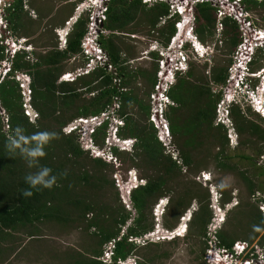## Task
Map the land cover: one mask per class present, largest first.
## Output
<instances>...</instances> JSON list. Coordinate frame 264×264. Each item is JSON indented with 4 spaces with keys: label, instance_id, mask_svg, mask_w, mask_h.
I'll return each mask as SVG.
<instances>
[{
    "label": "trees",
    "instance_id": "obj_1",
    "mask_svg": "<svg viewBox=\"0 0 264 264\" xmlns=\"http://www.w3.org/2000/svg\"><path fill=\"white\" fill-rule=\"evenodd\" d=\"M245 2L251 3V1ZM253 4L264 6V2L253 1ZM22 7L23 0H13L6 18L10 28H18L16 20L19 18ZM144 8L139 0H112L107 11L106 29L112 32L127 30L131 23L137 22L139 11ZM167 15L166 5H155L145 11L143 21L141 19L139 25L148 23L154 26L160 17ZM194 18L195 34L204 44L206 37L214 36L215 10L207 3L198 4L194 7ZM85 24L86 19L80 18L73 25L65 50L60 51L53 46L52 50L42 54H36L33 49L28 52H17L11 60V71L0 82V108L7 118V130H4L2 115H0V258L6 249L1 245L9 243L7 237L13 232L18 233L31 229L26 234L34 237L37 232L36 224L52 221L63 225L66 223L81 224L82 230L90 233L93 230L91 235L96 237L95 245L88 246L86 251L66 252L65 259H68L66 263L61 262V264H104L99 260L103 245L116 240L121 235L122 227L130 221L123 236L114 243L112 264H115L116 260H125L134 254L136 248L133 242L128 241L129 237L139 238L152 230L153 224L148 221V218L152 216V208L158 199L173 192L170 187L171 183L174 177L178 178V174L182 172V167L163 153L153 127L147 123L148 105L127 88L126 79L132 77L133 73L128 71L127 65L122 64L128 61L129 56L123 60L120 59L118 51L121 48L113 42L111 37L106 41L102 39V46L108 52L113 64L116 65L122 79L121 86L126 89L125 92L117 93L112 84V75L104 70H96L88 76L78 78L73 83L58 81L59 76L65 70L64 62L70 56L80 52V40L85 33ZM222 25L224 42L229 44L233 52L240 41L238 26L228 18L222 21ZM174 31V22L169 21L158 30V33L161 38L163 37V41H167ZM3 51L4 48L0 45V62L5 59ZM28 55L32 57V61L27 59ZM17 72L24 73L30 78V105L37 114L34 122H31L23 112V98L19 84L14 79V74ZM193 72L194 69L191 66L185 75L186 78L185 76L179 78L169 92L176 107L169 109L167 119L174 143L179 148L183 167H190L193 164L191 152L202 144L203 139L200 137L205 131L216 130L220 134L219 137H210L216 142L219 141L222 150L227 144L225 131L220 132L223 126L214 124L215 108L221 97L220 92H214L206 78L196 79L201 82L200 85L193 83L190 80L192 77L195 78ZM211 72L213 84L219 86L224 84L227 68H213ZM139 74H145L146 82L150 86L153 85L155 70L150 74L149 72ZM85 93L93 94V96L88 101L82 100V95ZM114 95L120 96L119 115L124 120V125L118 130V135L121 138L136 140L133 151L127 153L113 149L116 157L115 163L107 162L102 158H94L91 159L92 164L88 166L90 169H86L84 162L88 153L82 150L78 136L75 133L65 134L63 128L77 118L97 115L110 104ZM133 107L137 110L135 114L130 112ZM183 110H187V113L184 114ZM231 116L239 134L246 131L250 135L258 136L261 142H264V133L255 124H245L240 111L232 109ZM18 125L22 126L28 135L44 130L59 134V139L46 147V155L40 161L41 165L51 168L53 174L57 175V185L51 190L33 189L31 197H24L21 193L22 190L28 188L24 182L25 175L34 169H29L18 154L11 155L5 148L7 134ZM106 128L107 123L91 135L99 148L102 147ZM218 154L217 158H223L225 161H217L219 168L235 170L226 162L228 157L221 155V152ZM121 157L129 161L130 167L140 170L142 176L139 175V177L146 181L145 185L138 186L131 192L133 217L123 205L117 206L120 201L118 194H115V198L111 200H106L104 197L100 200L94 197L91 199V195H88L90 191L98 193L107 186L110 189L113 185L115 186L114 180L109 181L105 173L110 165L116 168L122 165ZM242 158L249 160L246 156ZM62 173H66V176H62ZM239 176L245 181L249 193L253 195L255 192L253 181L243 172L239 173ZM188 185L185 183V190L180 195L172 193L169 197L168 211L173 209L178 212L173 225L164 221L163 227L167 230L174 229L179 216L188 208L190 200L198 197V193H194L193 189L196 187L191 183ZM82 189V193H79L78 191ZM187 199H189L188 202H186ZM249 212V217L253 219L249 223L252 229L254 225H257L262 231L264 216L258 209L255 215L252 208H249ZM211 216L208 206L201 205L200 202V208L194 213L191 223L197 226V234L201 239H206V230ZM261 231L253 230L250 240L252 241ZM216 236L219 244L227 249H231L237 240L236 237L225 235L222 231H219ZM259 242L260 244L264 242V234ZM59 257L62 261L63 258ZM165 257H167L166 253H159L155 256L156 259ZM142 263V261L139 262V264Z\"/></svg>",
    "mask_w": 264,
    "mask_h": 264
},
{
    "label": "rangeland",
    "instance_id": "obj_2",
    "mask_svg": "<svg viewBox=\"0 0 264 264\" xmlns=\"http://www.w3.org/2000/svg\"><path fill=\"white\" fill-rule=\"evenodd\" d=\"M82 1L84 0H23L22 10L19 12V18L16 20L18 28L12 29L10 28L8 21L5 22L9 24L11 34L15 36V39H20L21 36L26 37L27 43L31 44L30 49H33L36 54H42L52 50L53 46L57 47L56 31L64 26L66 20L73 17L76 6ZM241 8L249 15L248 17L250 18V21L253 22V26L263 32L264 6H261V4L254 5L253 1H251V3L244 2ZM146 10H148L147 7L139 11L137 22L131 23L127 27V30H123V33H118V36L113 37V39L119 43L120 50L128 51V62L131 61V63H128L127 69L133 74L132 77L126 79L128 83L127 88L131 89L133 94L138 98L143 99L144 103L147 104V95L151 91V86L146 82L145 74L141 75L139 73L149 72L150 74L151 71H154L156 65L153 59L156 57L152 52L149 54L150 57L144 53L150 50L151 45H153L156 38L160 39L163 43L166 41H163V37L161 38L157 35L159 34L158 30L160 29L157 27H163L164 25L159 22V20L155 22L154 26H150L148 23L147 25H139L140 20L145 16ZM178 19H180V17L176 16L167 22ZM220 24L221 20H219L215 14L213 29L214 36L212 38L206 37L205 43L203 44L204 46L213 49V54L211 57L209 56L203 59H198L196 57L197 60L195 59L194 62L191 63V66L194 69L193 73L195 78L192 77L190 80L193 83H198V85H200L201 82L196 79L198 78L200 80L201 78H206L213 91L220 92V98L222 99L224 90L223 88L220 89V87H222L223 84L220 86L213 84L211 70L220 67L228 68L232 63L233 52H231L229 44L224 42L222 33L223 25L221 33L217 32ZM236 26H238V31L242 37L239 24H236ZM154 31L156 32L153 33ZM130 35H135L136 38L132 39ZM229 60L231 61L229 62ZM79 63L80 60L73 63L67 61L64 62V71H72L73 67L76 68L79 66ZM248 69L249 72H257V74L264 69V58L259 53V50L254 52L252 63L248 65ZM246 83L249 84L248 89L249 94H251L252 91L250 90L257 91L255 86L257 85L259 87L260 79H257L256 81L255 79H252L251 81H246ZM253 87L255 88L253 89ZM91 96L93 95L85 93L82 95V100L88 101ZM233 109L240 111L245 124H255L259 127L261 132L264 133V118L254 111V108L250 106L248 98H244V102L242 101L239 105L233 106ZM186 111L183 110L182 112L185 114L187 113ZM130 112L135 114L137 113V110L133 107ZM215 112L217 111L215 110ZM0 113L2 114V111ZM261 113L264 115L263 112ZM229 119L230 123L228 125L230 127L223 126L224 130L221 129L220 131L221 133L225 131L227 138V144L224 146L223 150L219 141L216 142L210 137H219L220 134L216 132V130L210 132L205 131L200 137L203 139L202 144L197 146L196 149L191 152L193 164L190 167H186L185 173L183 171L180 172L178 178L174 177L170 186L173 191L172 193L180 195L183 190H185V183H187V185L188 183H191L196 187L193 188L191 186L194 189V193H198V197H194L190 200L188 208L181 216H179L175 229L172 230V232L162 226L164 221L167 222V224L173 225L176 219L175 216L178 210L170 209L168 211L167 209L169 205V197H171L172 193L158 199L152 208V216L148 218V221L153 224L154 229L153 227L152 229L156 232L153 242L157 241L160 237H164L166 231H169L168 236L174 234L173 231L182 236L171 240H161L157 243L150 242L144 246H136L134 254H131L129 258H134L137 264L141 261L143 262L142 264H210L211 262L207 260V250L214 246L213 244L210 246V241L211 239H215L212 234L208 237V232H210L208 227L212 224V219L206 230L207 242L206 239H201V237L198 236L197 226L192 224L191 221L194 217V213L200 208V202L201 205L208 206V209L212 213V218L214 217L212 208H210L212 204L211 197L214 192H220L222 194L221 206L223 203L227 204L228 202H230L229 207L234 205V207L230 208L232 210H230L229 214L225 217L224 223L221 225V229L218 230L217 233L222 231L225 235L236 237L237 240L234 244L236 242L246 243L247 251L255 249L256 251H259V248L262 249L264 247V242H262V244L259 242L264 234V229L251 241L250 238L253 229L249 224L253 221V219L251 220V217H249V208H252L253 214L255 215L257 209L261 212V204H264V142H261V139L258 136L250 135L249 132L246 131L239 134L235 129L231 113ZM31 122L34 121L31 120ZM2 124L4 125L3 122ZM3 129L7 130L5 125ZM220 152L221 155L228 157L226 162L230 166H233L235 170L219 168L217 161H224L223 158H217V155H219L218 153ZM243 156L248 157L249 160L243 159ZM91 159L94 158L89 154H86L84 162L87 166L86 169H90L88 166L92 164ZM120 160L124 164L122 163V165L117 168L110 165V167L106 169L105 175L109 181H113V174L114 172L117 173V170L125 172L128 169H134L138 176H142L140 170L130 167L129 161L123 157H121ZM241 172L245 173V176L253 181L255 185V192L253 195L247 190L245 181L240 178L239 173ZM205 179L208 180L205 181ZM189 185L188 187H190ZM86 190L87 189H85V191ZM82 191L83 189L78 192L82 193ZM115 194H118V199L121 198L118 188L114 185L111 189L107 186L103 190L98 191V193L96 191L94 193L92 191L88 192V195H91V199L94 197L99 200L102 197L106 200H111L115 198ZM123 199L124 200L120 199L117 206L123 205L127 211L131 209L129 213H131V217H133L134 210L129 204V199L124 197ZM188 201L189 199L186 200V202ZM156 214L157 216H155ZM191 214L192 218L189 222L187 218ZM183 215H186L185 218H181ZM88 217L90 218L91 216ZM216 218L219 217L217 216ZM184 224L185 228L181 229V227H184ZM36 226L37 232L34 237L26 234L31 231V229H25L18 233L13 232L7 237L9 243L1 245L2 248L6 247V249L0 258V264L66 263L68 259H65L66 252H75V250L86 251L88 246H94L96 242V237L91 235V233L93 234V230L90 229L92 231L91 233L82 230L83 226L81 224L66 223V225H63L52 221H45L36 224ZM216 239L218 241L217 237ZM159 253H166L167 257L156 259L155 256ZM59 256L63 258L62 261H60Z\"/></svg>",
    "mask_w": 264,
    "mask_h": 264
},
{
    "label": "built area",
    "instance_id": "obj_3",
    "mask_svg": "<svg viewBox=\"0 0 264 264\" xmlns=\"http://www.w3.org/2000/svg\"><path fill=\"white\" fill-rule=\"evenodd\" d=\"M11 0H7L10 2ZM112 0H84L76 6L74 13L81 18L86 19L85 33L80 40V52L68 58L67 62L73 63L80 60L79 66L73 67L72 71L63 73L59 82L65 81L73 83L78 78L88 76L96 70H104L112 75V84L115 86L117 93L125 92L126 89L121 86V77L118 73L117 67L111 61L108 52L103 48L101 40L112 34V31L106 29L105 23L107 20V11ZM134 1V0H129ZM144 7L151 8L158 4H164L168 8V15L159 18V22L166 24L168 20L174 17H180L174 22V33L169 39L163 43L160 39L156 38L151 45L148 55L152 52L155 55V81L151 86V91L147 95L148 116L147 123L153 127L156 138L163 148V153L169 156L174 162L182 167V171L186 172V167L182 166V159L179 155L178 148L174 143L173 136L170 131L169 121L167 119V112L171 107H176V103L170 98L169 92L176 85L177 80L186 75L194 60L203 59L196 55L199 46V39L194 33V7L198 4H209L214 10L217 18L221 20V24L217 32L222 31V21L226 18H233V22L239 24L242 37L235 50L233 51V59L230 66L227 68V77L220 89L223 88L224 92L222 99L219 100L215 110L216 119L215 124L222 122V109L224 101H230L238 96V90L243 91L249 88V84L245 83V76L249 72L248 65L253 60L254 50L260 47L264 48L263 39L264 31L261 32L253 26L250 21L249 15L244 11L241 6L248 0H139ZM262 2L264 0H255ZM9 5V3H7ZM71 19V18H70ZM69 19V20H70ZM65 23L70 25V21ZM6 20V15L0 9V45L4 48L5 59L0 62V82L3 77L11 70V60L22 48V39L17 41L13 38L9 24ZM163 25V26H164ZM187 25L188 29L186 34H189L188 39L182 37L184 26ZM161 28V27H157ZM154 31L153 33H155ZM159 37V34H157ZM135 39V35H130ZM202 45V44H201ZM203 46V45H202ZM204 47V46H203ZM30 47H26V50ZM211 51L209 47H204ZM264 55V49H263ZM150 57V56H149ZM197 57V58H196ZM27 59L32 61V57L28 55ZM131 61H127L122 65L126 66ZM2 74V75H1ZM253 76V74H249ZM23 78V79H21ZM14 79L18 82L20 92L23 98V112L34 121L37 114L30 105L31 91L29 88L30 78L24 73L17 72L14 74ZM93 95V94H92ZM120 96L114 95L109 105L106 106L97 115L88 117H80L73 120L66 127L63 128L65 134L75 133L78 136V142L82 148L88 152L93 158H102L107 162L116 161L113 149L120 152L131 153L135 144V139L121 138L118 135V130L123 127L124 120L119 115L120 110ZM2 111V121L7 128V118ZM107 123L106 134L104 136L102 147L99 148L93 138L92 134L95 133L97 127H102ZM113 174L115 187L118 188L121 200L128 198L133 189L138 186L145 185L146 181L137 175L134 169L127 171H116ZM207 179H205L206 181ZM122 202V201H121ZM130 204V203H129ZM264 205V204H261ZM264 215V210L260 207ZM218 221L213 219L212 224L209 225L208 235L212 234L219 228ZM215 237V236H214ZM147 236L143 238H129V241L137 243H145ZM118 240V239H117ZM116 240L107 243L102 260L110 263V256L114 248ZM210 249L207 250V260L210 264H264V247L259 251H247V244L236 242L231 250L219 244L216 237L211 239ZM216 247L219 251L218 254L213 252L212 248ZM220 248V249H219ZM221 254V256L219 255ZM223 260V261H222ZM222 261V262H221ZM121 264V262H119Z\"/></svg>",
    "mask_w": 264,
    "mask_h": 264
},
{
    "label": "clouds",
    "instance_id": "obj_4",
    "mask_svg": "<svg viewBox=\"0 0 264 264\" xmlns=\"http://www.w3.org/2000/svg\"><path fill=\"white\" fill-rule=\"evenodd\" d=\"M251 1H255V0H251ZM255 2H257V1H255ZM262 2H264V1H262ZM7 3H9V5H7ZM12 3H13V0H11L10 2H7V0H0V9L3 10V13L5 15L7 14L8 10L12 6ZM75 14L76 13H74L73 17H70L71 19L69 18L71 20L70 25L65 23L63 27H61L59 30L56 31L57 48L60 51L66 49L67 40H68V36L70 35V31L72 30L73 25L81 18V15L77 16ZM68 20H66V21H68ZM13 38L15 39V36H13ZM20 39H22V42L20 43L22 48H20L17 52H20V51H27L28 52V51L32 50L30 48H28L26 50L27 46L28 47L31 46L30 43H27V38L21 37ZM15 40L17 41L18 39H15ZM199 43L200 44H199V46H197L198 50L196 52V55L199 57H203V56H205V57L210 56L211 57L214 50L211 49V51H209L208 49L204 48L205 46L203 45L202 42H199ZM263 44H264V39H263ZM263 49H264L263 47H260V48L255 49L254 52L259 50V53L264 58ZM261 51H262V53H261ZM249 64H251V62ZM9 72L7 74H9ZM65 72H67V71L62 72L61 75ZM249 74H253V76H251ZM60 76H59V78H60ZM59 78H58V81H59ZM252 79H255V81L257 79H260L259 87L258 86L256 87L257 91L250 90L252 92H251V94H249V89L243 90V91L238 90L239 93L235 99H232L230 101H224L223 105H221V109H222V113H223V115L221 116L222 122L215 124V119H216V114H215V118H214V124L215 125L230 127L228 124L230 123L229 115L231 113V110L233 109V106L239 105L240 103H242V101L244 102V98H248L250 106L252 108H254V111L256 113H258L262 118H264V115L261 113V112L264 113V69L259 74H257V72H248L245 76V83H246V81H251ZM62 82H65V81H62ZM67 83H70V82H67ZM254 88L255 87H253V89ZM253 96H254V98H253ZM259 110H261V111H259ZM98 128L99 127H97L96 129H98ZM57 139H59L58 133L47 131V130L34 132L31 135H28V134H26L25 129L19 125L16 126L11 132H9L7 134L5 148L8 151V153L11 155H17L18 154L24 160L26 166L29 169H34V171H29L24 177V182L28 185V188L22 190L21 194L24 197H31L33 195V191H32L33 189H35L37 191L44 190V189L51 190L54 186L57 185V180H58L57 175L53 174V170L51 168H49L47 166H43L40 163L41 158H43L46 155V151H45L46 147L49 146L54 140H57ZM83 151H85V150H83ZM61 175L66 176V173H62ZM221 197H222V194L220 192H214L212 197H211L212 204H211L210 208H212V212L214 214L213 218L211 216L212 222H213V219H216V221L219 220V222H218L219 228L213 233V235L215 237H217L216 236L217 231L221 229V225L224 223L225 217L229 214L230 210H232L230 208L234 207V205L229 207L230 202H228L227 204L223 203V205L221 206V203H222ZM130 205H131V202H130ZM261 208H262V210H264V205H261ZM130 210H128V211H130ZM261 214L263 215L262 211H261ZM155 216H157V214ZM185 216L183 215L181 218H185ZM217 216L219 218H216ZM191 218H192V214L188 216L187 220L190 222ZM182 220H184V219H182ZM129 223H130V221H129ZM129 223H127V225H129ZM126 226L122 227L121 235L118 238H116V240L117 239L119 240V238L121 236H123V234L125 233ZM184 228H185V224H184V227H181V229H184ZM153 229H154V227H153ZM153 229L150 232L139 237V238H143L144 236H147L145 243L141 244V243L134 242L132 240L129 241V239H128V241L133 242L135 244V246H144L150 242H153L154 236L156 234V232L153 231ZM174 229H175V227H174ZM174 229H172V230H174ZM172 230H170V232H172ZM253 230L259 232V231H261V228L257 225H254ZM173 232H174V234H170L168 236L169 231H166L165 232L166 235H164V237H160L159 239H157V241H154V242L157 243L161 240L162 241L171 240V239H174L176 237L182 236L181 234L175 233V231H173ZM206 234H207V232H206ZM208 237H209V235H208ZM129 238H132V237H129ZM106 246H107V243H105L103 245L102 254L99 257V260L104 264H108L107 262H104L102 260V256L104 255V251L106 249ZM212 250L216 251L215 252L216 254L219 253V251L217 250L216 247L212 248ZM229 250H231V249H229ZM219 255L221 256V254H219ZM109 259H110L109 264H112V262L114 261L113 250H112V254H111ZM119 262H121V264H137V262L135 261L134 258H129V257L126 258L125 260H116L114 263L119 264ZM231 264H233V263H231Z\"/></svg>",
    "mask_w": 264,
    "mask_h": 264
},
{
    "label": "crops",
    "instance_id": "obj_5",
    "mask_svg": "<svg viewBox=\"0 0 264 264\" xmlns=\"http://www.w3.org/2000/svg\"><path fill=\"white\" fill-rule=\"evenodd\" d=\"M118 33H123V32H119V31L116 30V31L112 32V34H110L108 37L104 38L105 41H106L107 39H109L110 36H112V35H114V37H115V36H118V35H117ZM21 37L26 38V37H24V36H21ZM104 39H103V40H104ZM111 39L113 40L114 43L117 42L116 40L113 39V36L111 37ZM116 44H117V46H118L119 43L117 42ZM118 52H119V57H120L121 60H123L124 58H126L127 56H129V55H127V52L124 51V50H120V51H118ZM131 59H132V58H131ZM131 59H130V60H131ZM127 66H128V64H127ZM127 87H128V86H127Z\"/></svg>",
    "mask_w": 264,
    "mask_h": 264
},
{
    "label": "bare ground",
    "instance_id": "obj_6",
    "mask_svg": "<svg viewBox=\"0 0 264 264\" xmlns=\"http://www.w3.org/2000/svg\"><path fill=\"white\" fill-rule=\"evenodd\" d=\"M187 29H188V27H187V25H185L184 26V31H183V33H182V37H184V39H188V37H189V34L187 35L186 34V32H187Z\"/></svg>",
    "mask_w": 264,
    "mask_h": 264
},
{
    "label": "flooded vegetation",
    "instance_id": "obj_7",
    "mask_svg": "<svg viewBox=\"0 0 264 264\" xmlns=\"http://www.w3.org/2000/svg\"><path fill=\"white\" fill-rule=\"evenodd\" d=\"M255 87H257V85Z\"/></svg>",
    "mask_w": 264,
    "mask_h": 264
}]
</instances>
